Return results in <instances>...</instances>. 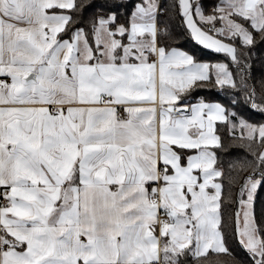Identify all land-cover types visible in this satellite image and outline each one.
I'll use <instances>...</instances> for the list:
<instances>
[{
	"label": "snow or ice",
	"instance_id": "6c2138e0",
	"mask_svg": "<svg viewBox=\"0 0 264 264\" xmlns=\"http://www.w3.org/2000/svg\"><path fill=\"white\" fill-rule=\"evenodd\" d=\"M0 77V264H264V0H0Z\"/></svg>",
	"mask_w": 264,
	"mask_h": 264
},
{
	"label": "trees",
	"instance_id": "16d2710c",
	"mask_svg": "<svg viewBox=\"0 0 264 264\" xmlns=\"http://www.w3.org/2000/svg\"><path fill=\"white\" fill-rule=\"evenodd\" d=\"M95 2L100 3V2H102V0H95ZM214 2H215V0H204L206 8L210 7V5ZM176 23H177V25H179V21H177ZM175 31L177 33H179V35L176 38V43H175L176 47H180V48L188 51L189 53L194 54L201 61H204V60L215 61L218 59H223L222 54H216V53H214L208 49L203 48V46L198 45L195 41L191 40V38L189 36H187L183 32V30L180 29L179 27H177L175 29ZM194 95L195 96H202V97H206V98H211V99H220L221 98L219 96V94L217 93V91L214 89H212V90L198 89L194 93ZM253 119L261 120V119H264V116H261L260 114H255L253 116ZM226 143H227V140H226ZM232 154L233 155L236 154L235 150L232 151ZM261 202H264V188H258V190H257L256 204H257L258 209L260 207ZM232 250L237 256L241 255V250L239 249L238 245H236L235 243L232 244ZM212 259L213 260L220 259L222 261H228L231 258L228 256H220V257L213 256Z\"/></svg>",
	"mask_w": 264,
	"mask_h": 264
},
{
	"label": "crops",
	"instance_id": "0c3cea01",
	"mask_svg": "<svg viewBox=\"0 0 264 264\" xmlns=\"http://www.w3.org/2000/svg\"><path fill=\"white\" fill-rule=\"evenodd\" d=\"M178 48H180V47H178ZM180 49H182V48H180ZM182 50H184V49H182ZM186 51V50H185ZM211 51V50H210ZM0 78H2V77H0Z\"/></svg>",
	"mask_w": 264,
	"mask_h": 264
},
{
	"label": "built area",
	"instance_id": "2783aa9c",
	"mask_svg": "<svg viewBox=\"0 0 264 264\" xmlns=\"http://www.w3.org/2000/svg\"><path fill=\"white\" fill-rule=\"evenodd\" d=\"M3 201H0V203H2Z\"/></svg>",
	"mask_w": 264,
	"mask_h": 264
}]
</instances>
